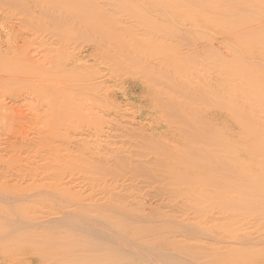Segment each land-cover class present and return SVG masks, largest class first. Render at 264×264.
<instances>
[{
  "label": "rangeland",
  "instance_id": "1",
  "mask_svg": "<svg viewBox=\"0 0 264 264\" xmlns=\"http://www.w3.org/2000/svg\"><path fill=\"white\" fill-rule=\"evenodd\" d=\"M263 64L264 0H0V246L22 245L0 264H264V195L214 183L264 184ZM76 197L81 216L113 205L116 242L7 218Z\"/></svg>",
  "mask_w": 264,
  "mask_h": 264
},
{
  "label": "bare ground",
  "instance_id": "2",
  "mask_svg": "<svg viewBox=\"0 0 264 264\" xmlns=\"http://www.w3.org/2000/svg\"><path fill=\"white\" fill-rule=\"evenodd\" d=\"M240 9V8H239ZM244 9V8H243ZM228 22V21H227ZM231 22V21H230ZM228 24V23H226ZM234 25V24H233ZM222 27V26H221ZM225 29V28H224ZM263 30V27H258V28H254L252 30L249 31V34H255L257 33L259 35L260 32H262ZM74 58V57H73ZM254 60V58H253ZM252 60V61H253ZM75 62V61H74ZM251 62V61H250ZM264 65V64H263ZM236 66V65H235ZM242 66V65H241ZM247 71V70H246ZM69 72H77V67L73 68V69H70ZM228 76V75H227ZM241 76V74H240ZM92 77V75H91ZM230 78V77H228ZM240 79V78H239ZM233 80V79H232ZM252 81V79H251ZM236 82V81H235ZM255 82V81H254ZM259 83V82H258ZM264 83V82H263ZM248 85V83H247ZM253 85V84H252ZM255 85V84H254ZM259 86V85H258ZM252 87V86H251ZM254 86V90H256L258 87ZM253 90V91H254ZM231 95V91H229ZM233 94V93H232ZM226 95V94H225ZM233 96V95H232ZM260 96V95H259ZM149 97V96H148ZM249 97V96H248ZM211 98V97H210ZM222 98V97H220ZM234 98V97H233ZM247 98V97H246ZM258 98V97H257ZM261 99L263 97H260ZM229 99V98H228ZM248 99V98H247ZM251 99V98H250ZM256 99V98H255ZM254 99V100H255ZM225 100V99H224ZM258 100V99H256ZM263 100V99H262ZM232 101V99H231ZM239 101V100H237ZM236 101V102H237ZM246 101V100H245ZM253 101V100H252ZM233 102V101H232ZM258 102V101H257ZM262 102V101H260ZM259 102V103H260ZM254 103L256 104V101H254ZM224 104V103H223ZM240 104L242 105L243 102H240ZM239 104V105H240ZM262 104V103H261ZM9 104H5L3 107L5 109H10L12 108L8 106ZM232 105V104H231ZM231 105H227V106H231ZM259 105V104H258ZM264 105V104H263ZM225 106V105H224ZM14 107V106H13ZM226 107V106H225ZM3 108V109H4ZM224 108V107H223ZM232 108V107H231ZM241 107H239L240 109ZM243 108V107H242ZM262 108V107H261ZM260 108V109H261ZM19 109V110H18ZM17 111H19L20 113V108H18ZM226 109V108H225ZM237 109V108H236ZM235 109V110H236ZM245 109V108H244ZM258 109H259V106H258ZM259 109V111H260ZM1 110V109H0ZM16 110V109H15ZM228 110V109H227ZM232 110V109H231ZM234 110V109H233ZM232 110V112H233ZM234 110V111H235ZM5 111V110H4ZM17 111H13V112H17ZM248 111V109H247ZM257 111V110H256ZM258 111V112H259ZM231 112V111H230ZM231 112V113H232ZM237 113V111H235ZM235 112H233L235 114ZM6 113V112H4ZM9 113V112H8ZM18 112L16 114H19ZM264 114V113H263ZM262 114V115H263ZM239 115V114H238ZM252 115V114H251ZM250 115V116H251ZM241 116V115H240ZM239 116V117H240ZM238 117V119L240 120V118ZM242 117V116H241ZM249 118V116H245L244 119H247ZM252 118V117H251ZM255 118V117H254ZM257 119V118H256ZM238 120V121H239ZM264 121V120H263ZM253 122V121H252ZM239 123V122H238ZM251 125H253V123H250V120L249 122H247ZM239 124H242V122H240ZM257 124V123H256ZM253 128V126H252ZM255 128V127H254ZM258 128V127H257ZM256 128V129H257ZM263 130V129H262ZM261 132V131H260ZM258 139V138H257ZM259 139L261 140L262 137L259 136ZM260 142V141H259ZM262 142V141H261ZM264 144V143H263ZM260 151V150H259ZM257 152V151H256ZM264 152V150H263ZM260 153V152H259ZM258 154V153H257ZM241 155V154H240ZM243 156V155H241ZM240 156V157H241ZM245 156V155H244ZM245 158V157H243ZM247 158V157H246ZM248 159V158H247ZM254 159V158H253ZM261 159V158H260ZM256 161V159H255ZM239 163L241 164V162L239 161ZM243 163V162H242ZM257 164V163H256ZM242 166V164H241ZM256 170V169H254ZM236 171V169H235ZM257 171V170H256ZM236 172H238V175L239 177L238 178H233L234 176L232 175V179H230V177H227V178H224V179H216V182H214L215 184H218V185H222L224 186L225 185V188L229 191H226L225 192V195H227L228 193H235L239 187H241L242 185H247L246 188H245V191H243L242 193H244L243 195H253L255 197H261L264 195V184L263 185H260L259 184V180H252L251 179V176H248V175H245L244 172L241 173V171L237 170ZM234 174V173H233ZM0 175L2 177H10L11 174L9 175H5L4 173H1L0 172ZM21 174L18 173L17 174V177H20ZM260 176V175H259ZM260 178H262L260 176ZM259 178V179H260ZM209 182H211V180H208ZM17 187L19 189L20 192L24 193V191H27V190H32V195L34 193H37V192H41L40 189H38L35 185V180H33V183L31 184H27L26 186H23L22 184H20L19 182H17L14 186V188ZM242 188V187H241ZM242 190V189H241ZM46 192H51L52 194H58V195H61L62 197H60V199L66 197L65 194L67 193H70L71 192V187H68V185H65L64 183H60L58 184L56 187L50 189V190H45ZM239 191V190H238ZM241 193V194H242ZM25 199L21 194L19 193H15V194H9L7 197H6V201L7 203H14L18 200H23ZM64 201V200H63ZM41 202H43V204H45V202L43 200H41ZM73 203L69 202L68 205H64L63 202H59V209L61 211H56L54 212L52 215V217L50 218L49 216H45V217H39V218H36L34 220H31L30 217L28 215H25V214H22L20 213L19 215H10L9 217H7L8 219L12 220L14 222L15 225L19 226V225H23V226H26V227H42V228H47L48 226H51V225H54L55 227H58V226H62V225H73V226H77V218H79V221L81 222L82 219H84V221H88L89 223V228L92 230V234L96 235V236H100V238L104 239V240H113L115 241L114 239V234L113 232H109V229L110 228V218L112 217V211L113 209L111 208V206L113 205H110L109 203H105L104 205H100L101 208L99 211H95L97 212L96 214H93L94 212L92 213H88V214H84V216H81L79 215V207L77 208V197L74 201H72ZM256 206V205H255ZM264 207V205H263ZM223 214V213H222ZM222 215L220 214L218 216V218H212L214 221H219V220H222ZM10 220H7L5 223L8 225V226H11V221ZM223 220H227V219H224ZM92 225H91V224ZM191 227V226H189ZM87 228V227H86ZM100 232V233H99ZM8 234H11V232H9ZM118 238H120L119 242L122 246H124V250L122 251H119L117 250L118 252H122L124 253L126 251V248L129 250L131 247H133V245L130 244V242H128L127 238H125L123 235H119ZM221 238V237H220ZM233 241L234 243L232 244H237V241L240 240L239 236H234L233 238ZM116 242V241H115ZM4 244V247L0 246V250H2V253H0V257H3L6 253H10L12 252L13 253V248H18L22 245H17V244H6V243H3ZM262 244V243H260ZM136 247H133V248H136V249H140L143 251L142 248L138 247L136 244H135ZM224 249H228V251H232L234 250L235 248L232 246V245H229V246H223V247H220V250L223 252ZM74 250L77 251V247L74 246ZM145 251V250H144ZM222 252H219L218 250L216 249H213L211 251V254L213 255H216V256H219L222 254ZM11 253V255H12ZM70 253V251L66 250L65 251V254L68 255ZM145 253H148V252H145ZM43 256V255H42ZM63 254L59 251H54L51 256L49 257V260L47 259V261H55V259H58L60 257H62ZM41 256H33L31 255L29 257V260H22L20 262H17V263H14V264H40V261H41ZM7 261H8V264H12V257H8L7 258ZM2 264H6L5 262H3ZM48 264H52L51 262L48 263ZM68 264H74L72 262H69Z\"/></svg>",
  "mask_w": 264,
  "mask_h": 264
}]
</instances>
